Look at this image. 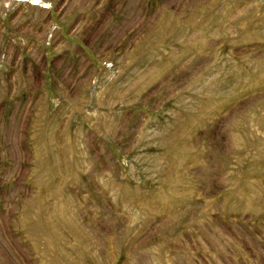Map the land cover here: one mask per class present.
<instances>
[{"label": "rangeland", "instance_id": "374dc122", "mask_svg": "<svg viewBox=\"0 0 264 264\" xmlns=\"http://www.w3.org/2000/svg\"><path fill=\"white\" fill-rule=\"evenodd\" d=\"M0 264H264V0H0Z\"/></svg>", "mask_w": 264, "mask_h": 264}]
</instances>
